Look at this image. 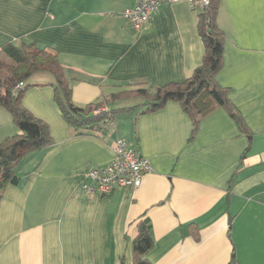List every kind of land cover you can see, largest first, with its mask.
<instances>
[{"label": "crops", "instance_id": "1", "mask_svg": "<svg viewBox=\"0 0 264 264\" xmlns=\"http://www.w3.org/2000/svg\"><path fill=\"white\" fill-rule=\"evenodd\" d=\"M136 0H0V50L35 43L58 55L79 107L116 92L190 78L204 58L200 12L164 5L142 32L122 13ZM224 65L216 77L245 129L223 107L197 126L178 102L141 114L145 99L107 104L114 129L78 135L54 101L53 78L23 105L44 121L53 145L15 170L0 202V264H133L138 223L152 225L151 264H264V0H221ZM0 108V137L3 134ZM9 129V136L19 130ZM122 138L152 171L138 189L109 196L82 188L111 163ZM2 141H0L1 143Z\"/></svg>", "mask_w": 264, "mask_h": 264}, {"label": "trees", "instance_id": "2", "mask_svg": "<svg viewBox=\"0 0 264 264\" xmlns=\"http://www.w3.org/2000/svg\"><path fill=\"white\" fill-rule=\"evenodd\" d=\"M220 7L221 0H210V5L200 13L198 32L205 52L202 63L190 78L157 88L154 93L149 92L147 88L123 90L85 107L73 103L72 89L54 51L40 48L35 43L6 44L0 50V108L11 114L19 133L0 143V202L7 185L19 184L20 178L15 170L24 159L53 145L48 125L36 118L22 102L28 90L42 86L30 83L36 74L51 75L54 101L64 121L76 130L78 135L106 130L104 124L115 122L120 112L140 108L136 106L114 110L107 108V104L140 97L145 99L141 114L156 112L168 102L174 101L181 104L195 126L203 117L223 107L244 131L243 119L229 101L227 91L216 81L224 65L226 40L224 31L218 25ZM153 247L152 225L147 220H140L138 234L132 242L133 264H151L147 255Z\"/></svg>", "mask_w": 264, "mask_h": 264}, {"label": "built area", "instance_id": "3", "mask_svg": "<svg viewBox=\"0 0 264 264\" xmlns=\"http://www.w3.org/2000/svg\"><path fill=\"white\" fill-rule=\"evenodd\" d=\"M180 0H136L133 8L122 13V17L137 32H142L164 5L176 4ZM198 12H203L210 0H185ZM22 84H20L21 86ZM105 129H114V122L104 124ZM111 163L90 170L82 181L83 190L90 195L109 196L120 188L138 189L143 178L152 171L150 161L142 157L127 142L118 138L113 146Z\"/></svg>", "mask_w": 264, "mask_h": 264}, {"label": "rangeland", "instance_id": "4", "mask_svg": "<svg viewBox=\"0 0 264 264\" xmlns=\"http://www.w3.org/2000/svg\"><path fill=\"white\" fill-rule=\"evenodd\" d=\"M1 109L3 110V114H4L3 116H5L2 119L5 118V120H4V124H3V127H4L3 130L4 131H3V134H1L0 141H4L9 135V129H8V127L5 126L6 125L5 123H7V125H10L12 129L15 128L17 130V126L15 125L11 114L6 109H3V108H1Z\"/></svg>", "mask_w": 264, "mask_h": 264}]
</instances>
